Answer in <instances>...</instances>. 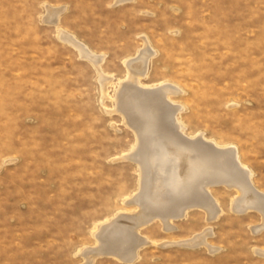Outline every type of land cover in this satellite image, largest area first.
Returning <instances> with one entry per match:
<instances>
[{
    "label": "rangeland",
    "instance_id": "obj_1",
    "mask_svg": "<svg viewBox=\"0 0 264 264\" xmlns=\"http://www.w3.org/2000/svg\"><path fill=\"white\" fill-rule=\"evenodd\" d=\"M51 8L63 9L62 31L104 58L106 97L94 65L45 20ZM146 48L140 83L172 85L184 136L234 148L264 195V0H0V264H89L82 253L97 229L139 211L137 140L114 96ZM183 182L173 201L200 193ZM209 194L216 220L192 209L170 231L144 227L151 242L131 264H264V230L253 231L262 216L232 212L235 190ZM206 229L210 249L176 245Z\"/></svg>",
    "mask_w": 264,
    "mask_h": 264
},
{
    "label": "bare ground",
    "instance_id": "obj_2",
    "mask_svg": "<svg viewBox=\"0 0 264 264\" xmlns=\"http://www.w3.org/2000/svg\"><path fill=\"white\" fill-rule=\"evenodd\" d=\"M124 1L130 0H117L120 4ZM62 10L48 9L45 20L57 25L60 38L69 46L71 44L77 48L79 56L88 59L94 65L99 72L100 84L106 97L112 79L100 72L104 58L94 55L86 46H82L75 36L59 28L58 19ZM148 49L139 53L138 60L141 61L138 67L136 66L137 69L134 68L136 71H130V76L124 81L118 80L116 84L119 85V89L117 88L114 96L116 111L122 114L124 123L133 129L137 140V145L132 151L136 150L135 162L139 166L142 181L140 195L133 204L139 211L129 215L116 214V218L107 220L97 229L95 235L97 246L82 253L89 264L102 256H112L120 262L126 261L131 264L137 260L138 250L151 242L140 237V230L154 222H160L164 231H170L173 229L171 223L183 219L192 209L203 210L208 222L216 220L222 212L209 194V189L216 185L235 190L236 196L231 201L230 210L239 214L257 211L262 216V222L254 227L253 231L258 233L264 230V195L250 184L252 174L246 167L240 165L236 150L232 147H216V144L204 141L202 135L186 138L182 125L177 121V115L182 108L170 100V96L176 94V89L164 82L154 87L140 83L144 77L146 64L151 58ZM194 164H197L200 171L205 166L213 164L214 171L203 173L206 171L204 169L200 175H196L194 170L192 172L189 170ZM185 180H188L189 185L193 183L192 187L195 186L200 193L173 201L178 192L186 188V184L183 186ZM170 206L178 208L177 211H171ZM209 229L176 245L194 248L205 245L210 249L206 241L211 235Z\"/></svg>",
    "mask_w": 264,
    "mask_h": 264
}]
</instances>
